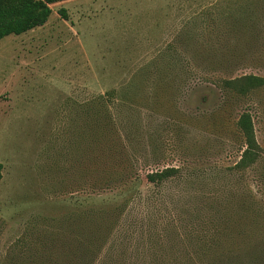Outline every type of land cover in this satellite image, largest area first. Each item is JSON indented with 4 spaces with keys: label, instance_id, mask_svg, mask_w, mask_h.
<instances>
[{
    "label": "rangeland",
    "instance_id": "374dc122",
    "mask_svg": "<svg viewBox=\"0 0 264 264\" xmlns=\"http://www.w3.org/2000/svg\"><path fill=\"white\" fill-rule=\"evenodd\" d=\"M51 8L0 41V264H264V85L226 84L264 79V0Z\"/></svg>",
    "mask_w": 264,
    "mask_h": 264
},
{
    "label": "trees",
    "instance_id": "16d2710c",
    "mask_svg": "<svg viewBox=\"0 0 264 264\" xmlns=\"http://www.w3.org/2000/svg\"><path fill=\"white\" fill-rule=\"evenodd\" d=\"M65 1L68 0H0V41L9 36H20L43 27L52 15L50 6ZM58 14L67 20L66 10L61 9ZM237 82L244 83L241 87L243 93L264 85V79L252 75L226 84L232 85ZM238 126L243 133L246 149L236 167L245 170L257 160L260 147L256 141L250 114L244 113L238 121ZM2 169L3 166L0 164V180ZM180 173L181 170L178 168H167L147 175V181L152 185H161Z\"/></svg>",
    "mask_w": 264,
    "mask_h": 264
},
{
    "label": "crops",
    "instance_id": "0c3cea01",
    "mask_svg": "<svg viewBox=\"0 0 264 264\" xmlns=\"http://www.w3.org/2000/svg\"><path fill=\"white\" fill-rule=\"evenodd\" d=\"M69 1V0H68ZM66 2V1H65ZM61 3H63V2H61ZM58 4H60V3H58ZM58 4H54V5H58ZM53 5H51L50 6V8L52 7ZM52 9V8H51ZM52 13H53V10H52ZM46 25V24H45ZM34 30H32V31H30V32H28V33H31V32H33ZM28 33H26V34H28ZM26 34H23V35H26ZM20 36H22V35H20Z\"/></svg>",
    "mask_w": 264,
    "mask_h": 264
}]
</instances>
